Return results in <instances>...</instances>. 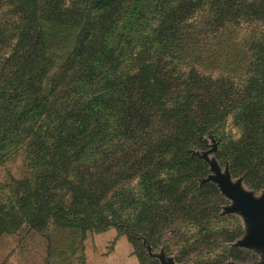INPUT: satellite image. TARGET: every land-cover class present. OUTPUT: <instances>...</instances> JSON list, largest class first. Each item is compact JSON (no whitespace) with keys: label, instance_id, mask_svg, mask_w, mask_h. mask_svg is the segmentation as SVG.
<instances>
[{"label":"trees","instance_id":"obj_1","mask_svg":"<svg viewBox=\"0 0 264 264\" xmlns=\"http://www.w3.org/2000/svg\"><path fill=\"white\" fill-rule=\"evenodd\" d=\"M209 137L264 186V0H0V167L27 171L0 180V238L35 233L45 264H85L109 229L141 264L140 236L243 261L226 199L199 183Z\"/></svg>","mask_w":264,"mask_h":264},{"label":"rangeland","instance_id":"obj_2","mask_svg":"<svg viewBox=\"0 0 264 264\" xmlns=\"http://www.w3.org/2000/svg\"><path fill=\"white\" fill-rule=\"evenodd\" d=\"M58 107L59 104H54L52 109L55 110ZM228 129L230 130V128ZM204 142H206L205 149L202 151H196L195 154L202 159L200 156H202L203 153H206L208 160L214 162L218 167L220 174L224 176L226 168L229 170L228 161H226L225 165H221L215 157L217 149L214 152H210L216 147V144L211 141V137L206 138ZM33 154L34 153L31 152L32 156ZM202 160L205 161L204 159ZM207 165L209 167L208 175L205 179L199 181L200 184L214 183L212 181L205 182L208 177H215L214 171L211 170L208 163ZM26 173L27 171L24 166L23 157L17 156L0 167V180L3 182L7 181L10 176L19 179ZM238 179L242 180L240 182L241 188L245 192L251 193L254 199L259 200L263 196L264 186L260 190H252L244 184V177L233 178L231 175V181L233 184H235ZM214 184L217 186L216 183ZM217 188L219 190L218 186ZM221 195L226 199V204L222 206L221 213L216 217V220H221L222 223L226 224L228 227H236L239 225L241 226L242 233L233 242L224 245L226 250L232 248L239 249L242 251V257L244 258L243 261H238L227 257L224 264H263V248L254 246L244 247L239 245L249 233L247 219L240 212L228 211L227 209L233 207L234 202L222 193ZM107 232L110 234L98 238L99 235ZM104 233L88 235L84 243L85 264H141L126 235H118V232L115 229H109ZM140 239V244L145 254L157 264H194L197 260L206 257V255L207 259L212 263L217 255L220 254L219 250H212L211 254H207L208 251L202 250L201 253L193 251L190 255L185 257V255L180 254V248L178 249L176 246H172V242L169 243L166 238H164L163 242L155 249L146 244V241L142 236H140ZM118 240H120L118 243L119 249L117 247ZM126 248L127 250H125ZM46 255L47 243L35 233L22 232L15 236H3L0 238V264H45ZM225 255L226 254H224V256ZM177 257L179 259H184L182 262H177ZM153 261H148L146 264H151Z\"/></svg>","mask_w":264,"mask_h":264},{"label":"water","instance_id":"obj_3","mask_svg":"<svg viewBox=\"0 0 264 264\" xmlns=\"http://www.w3.org/2000/svg\"><path fill=\"white\" fill-rule=\"evenodd\" d=\"M211 141H213L212 138ZM214 151H216V147L210 152ZM200 157L209 164L211 170L215 173V177H208L205 182L212 181L216 183L221 193L234 202L233 207L227 209L228 211L240 212L247 219L249 233L239 245L264 249V194L259 200L254 199L251 193L245 192L241 188V179H238L235 184L232 183L228 168H226L223 176L216 164L208 160L206 153H203Z\"/></svg>","mask_w":264,"mask_h":264},{"label":"crops","instance_id":"obj_4","mask_svg":"<svg viewBox=\"0 0 264 264\" xmlns=\"http://www.w3.org/2000/svg\"><path fill=\"white\" fill-rule=\"evenodd\" d=\"M106 234H110V233L107 232V233H104L102 235H99L98 238L99 237L101 238V236L106 235ZM119 242H120V240L117 241V247H118V249H119V244H118ZM125 250H127V248Z\"/></svg>","mask_w":264,"mask_h":264}]
</instances>
